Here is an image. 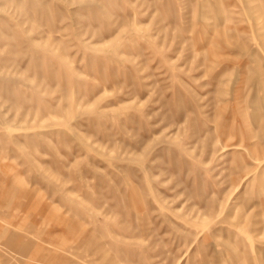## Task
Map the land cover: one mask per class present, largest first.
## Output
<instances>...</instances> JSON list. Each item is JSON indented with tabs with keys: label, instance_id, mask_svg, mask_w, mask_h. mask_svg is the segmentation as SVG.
I'll use <instances>...</instances> for the list:
<instances>
[{
	"label": "rangeland",
	"instance_id": "rangeland-1",
	"mask_svg": "<svg viewBox=\"0 0 264 264\" xmlns=\"http://www.w3.org/2000/svg\"><path fill=\"white\" fill-rule=\"evenodd\" d=\"M0 264H264V0H0Z\"/></svg>",
	"mask_w": 264,
	"mask_h": 264
}]
</instances>
